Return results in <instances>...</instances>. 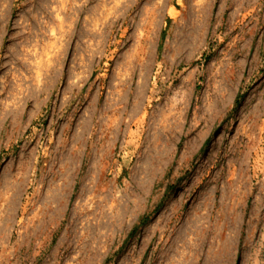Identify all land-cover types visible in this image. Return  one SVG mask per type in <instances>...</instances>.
Returning <instances> with one entry per match:
<instances>
[{
  "label": "rangeland",
  "instance_id": "374dc122",
  "mask_svg": "<svg viewBox=\"0 0 264 264\" xmlns=\"http://www.w3.org/2000/svg\"><path fill=\"white\" fill-rule=\"evenodd\" d=\"M0 264H264V0H0Z\"/></svg>",
  "mask_w": 264,
  "mask_h": 264
},
{
  "label": "trees",
  "instance_id": "16d2710c",
  "mask_svg": "<svg viewBox=\"0 0 264 264\" xmlns=\"http://www.w3.org/2000/svg\"><path fill=\"white\" fill-rule=\"evenodd\" d=\"M145 219H148L147 216H144L142 220L145 221Z\"/></svg>",
  "mask_w": 264,
  "mask_h": 264
}]
</instances>
